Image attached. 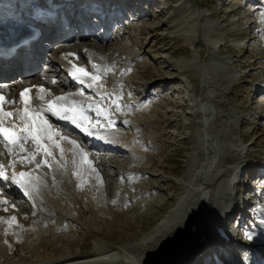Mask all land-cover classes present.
Returning a JSON list of instances; mask_svg holds the SVG:
<instances>
[{
	"label": "rangeland",
	"instance_id": "rangeland-1",
	"mask_svg": "<svg viewBox=\"0 0 264 264\" xmlns=\"http://www.w3.org/2000/svg\"><path fill=\"white\" fill-rule=\"evenodd\" d=\"M0 1L9 4L10 0ZM23 2L18 0V4ZM120 4L132 10H125L122 22H112V18L107 28L90 21L95 17L91 16L84 28L85 33L90 32L77 37V29L72 36L78 41L74 36L59 47L54 42L40 69L44 74L48 65H56L65 72L62 79L52 74L59 80L48 88L52 96L44 95L46 103L79 92L102 112V119L96 121L115 117L114 129L102 132L106 137L110 133L125 135L133 143L132 151L123 147L124 152L116 154L103 141L93 147L92 136L80 143L85 152L79 167L84 165L81 162L91 166L99 159L105 162L101 168L104 176H99L102 188L94 191L99 209H86V193L75 184L78 176L68 177V187L71 184L74 189L62 195L56 191L60 181L50 183L47 178L48 192L36 199L39 210L35 215L28 210L17 213V203L27 209L28 203L9 197L7 206L0 207L6 213L1 221L16 215L19 223L8 235L0 232V264L60 262H48L49 255L85 257L84 264L103 262L105 257L111 263L113 258L128 255L126 259L135 263L124 249L155 237L163 250H155L145 264H195L197 258L201 264H210L209 242L219 249L221 259L225 254V261L245 260L251 249L264 255V0H120ZM103 12L97 9L95 14L107 15ZM132 17L136 18L129 20ZM97 35L105 38L104 45ZM113 35H119L117 40ZM90 53L103 67H91L86 58ZM64 55L76 67L96 75L99 88L85 91L67 80L61 64L67 59ZM123 111L127 117L120 115ZM4 119L6 123L14 119L12 124L22 126L16 118ZM57 128L56 132L78 141L75 131ZM66 157H70L68 152ZM78 171L82 176V167ZM50 185L55 191L49 190ZM126 204L131 208H125ZM193 216L201 223L198 243H190L192 234L185 228ZM30 218L39 219L34 221L39 232H26L24 226L30 227ZM172 226L179 231L174 240H168L165 235ZM219 228H225L227 238L222 231L220 238ZM194 230L196 234L197 227ZM47 240L52 246L41 247ZM229 247L234 250L227 252Z\"/></svg>",
	"mask_w": 264,
	"mask_h": 264
},
{
	"label": "bare ground",
	"instance_id": "bare-ground-1",
	"mask_svg": "<svg viewBox=\"0 0 264 264\" xmlns=\"http://www.w3.org/2000/svg\"><path fill=\"white\" fill-rule=\"evenodd\" d=\"M11 1V0H10ZM65 1V2H64ZM63 2H61V4L62 5H64V4H69V5H71V7L73 8V10L76 12V8H74L75 7V4L77 3V2H75L74 0H64ZM107 1V3H108V8H109V11H107V15H105L106 17L105 18H103V20H102V23H104V24H106V26H107V28H108V25L110 26V23H111V19L112 18H114V20H116V21H118L119 20V18H121L122 17V15L124 14V12H125V10H126V8H127V5L126 4H124V5H121V6H119V2L118 1H116V0H106ZM13 3L11 4L12 5V7H14V8H17V7H19V5H18V3L17 2H14V1H12ZM52 2V1H51ZM95 2H96V0L94 1V2H88V1H81L80 3H81V10H86L87 12H90V11H92L93 13H96V10L98 9L97 7H96V5H95ZM141 3H142V1H141ZM128 4V3H127ZM6 5H9L8 3H4L3 4V2H1L0 1V11L1 12H4V10L5 9H3V7L4 6H6ZM20 9V8H19ZM100 9V8H99ZM89 15L90 14H88V17H89ZM88 17H85L83 20H79V19H75L77 22L76 23H79V25H81V32H80V34L79 35H77V37H79V36H84L83 34H86V33H89L90 31H86V33H85V31H84V28H86V26H85V23H86V21H87V19H88ZM71 19H73L74 20V17H71ZM99 18H96V21L98 20ZM89 20V19H88ZM66 22H70L69 20H66ZM99 25L101 24V22L99 21V22H97ZM59 27H60V19H58V21L50 28V29H47L46 30V35L47 36H49V37H51L52 39H54V38H58L55 42H58V44L59 43H62V42H64L63 40H67V36H62V35H60V34H58L56 31H58L59 30ZM72 29V32L73 33H71V36L73 35V34H75L74 33V28L75 29H77L76 28V25L74 26H72L71 27ZM95 32V31H94ZM93 31H92V33H94ZM108 32V31H107ZM120 35V34H119ZM119 35H113L111 38L113 39V40H117V38L119 37ZM46 39V38H45ZM96 39L98 40V42L99 43H102L103 45L105 44V38H103L101 35H97L96 36ZM142 39V38H141ZM36 46L38 45V44H35ZM59 47V46H58ZM105 48H106V46H105ZM42 52H38V50L37 49H33V50H31V51H29V54L28 53H24L23 52V54L21 55V57H16V58H14L15 59V61H18V60H20V58H22L24 61H33V57L34 56H41V57H43L42 56ZM63 54H65V53H63ZM90 55V54H89ZM46 56H44L43 58H40V61H47L46 59L47 58H45ZM64 57V59H66L67 58V60H61L62 62H61V64L64 66V68L66 69V74L68 75V77H67V80H70V77H69V73L70 74H72V73H74V66H75V64H73L71 61H70V58L67 56L66 57V55H64L63 56ZM90 57H92V56H90ZM13 59V60H14ZM92 59V58H91ZM106 59H108V58H106ZM94 60H95V58H94ZM5 64H8L7 65V67H5L6 69H4V70H6V71H9L10 70V68H12L11 66H10V64L11 63H6L5 62ZM53 64V63H52ZM6 66V65H5ZM76 67V66H75ZM92 67V66H91ZM100 68V67H99ZM98 68V69H99ZM52 74L53 75H57V77L59 76V77H61V79H62V77H63V75H64V71H62V70H60V67H58V66H56V65H53L52 66ZM120 71V70H119ZM118 72V71H117ZM22 74V73H21ZM51 76V78H49V80H44L43 78L40 80L42 83H47L46 85H47V87H46V85H44V84H42V85H44V89H45V92L47 93V96L48 97H51L52 95V90H50V89H48V88H51V80L54 78V76ZM92 76H94V75H92ZM91 75H89L88 77H82L83 79H84V81H85V84H87V85H89V84H91L92 85V87H86L87 89H89V90H92V89H98L99 88V86H98V84H99V82H100V79L98 78L95 82H93L92 81V79H91V77H92ZM97 77V76H96ZM9 78H8V76L7 77H0V83L2 84V83H5V81L6 80H8ZM65 81V80H64ZM30 81L28 80V78H26L25 79V83H29ZM76 82L78 83L79 82V80H77L76 79ZM11 83H13V81L11 82ZM0 84V85H1ZM2 85H9V84H2ZM1 85V86H2ZM6 87V86H5ZM96 94H98V95H100L101 93H99L97 90H96ZM62 97H65V99H63V100H60V101H58L60 104H57V106L58 107H61V108H68V107H71V106H79V107H76V108H83V110H84V108H87V107H89V106H91L90 107V109L89 110H91L92 111V109H94L93 108V106H92V102L89 100V99H87L86 97H83V95H81L79 92H74L73 94H71L70 96L69 95H63ZM51 101H56V98L54 99V98H52L51 99ZM64 102V104H62ZM8 103H9V105H11V106H14L13 104L14 103H16V104H18V106H16V108H14V107H10V112H13V116H12V118H16V119H18L19 121H21V119H20V116L21 115H23L24 114V109H25V107L26 106H22V105H20L19 104V101L18 100H16L14 103H13V100L12 99H9L8 100ZM46 104V103H45ZM40 105V107L38 106L37 107V110H35V112H33V115L37 112V111H41V110H43V111H41V115H43L44 116V118L45 119H48V121H49V123H53V129L51 128V132H52V139L51 140H49L48 138H47V133H41L40 135H41V144H43V145H45L47 148H48V151H50L51 153H52V155L51 156H47L46 154H45V152H44V150H43V148H39L35 143L32 145V144H29V152H31V155L32 156H35V159L34 160H32L31 158H32V156H29V157H23V156H21V155H18L16 158H19L20 160H22V158H27V159H23V161H26L25 163H27L26 165H24V166H22V167H17V166H15L14 167V171H18V170H23V172H25V173H27V178H28V180L25 182V183H23V189H24V191L23 192H19L16 188H18V186H20V185H17V184H15V185H11L9 188H2L3 186H2V184L0 185V189L1 190H3V193L2 194H4L3 196L2 195H0V207L1 206H4V205H6L7 206V204H8V201L7 200H9L10 198L9 197H12V199H10V200H14V199H17V200H21V201H23V202H26V203H28V206H29V208L27 209L26 208V206H24L23 205V203H20L19 202V204L17 205L16 204V207L14 208V209H16V211H17V213H19V214H23L24 213V211L25 210H28L29 212H33L32 213V215H35L36 213H37V210H39L38 208L39 207H37V202H36V199H38L39 200V198H42V197H40V196H43V194L45 195V193H47L48 192V186L49 185H47V183H48V179H51L50 180V183H54V182H59L60 181V183H59V185L57 186V194H60L61 193V195L62 194H65L66 193V191L67 190H72V189H74L73 188V186L72 187H70L71 186V184H70V186L68 187V177H70V176H72V177H74V179H76V177L78 176V177H80V179L78 178V179H76L75 181V184H76V186L78 187V189H80V190H83L84 189V193H86L85 194V198H83V199H86V200H83V202L85 201V205H86V209H88L89 211H93L94 209H99V207H100V205L99 204H97L96 202H95V195H94V191H98V192H100L99 190H101V188H102V186H101V183H102V181L103 180H101V179H99V178H101L102 177V175L104 176V174H103V172L101 171V168H103V166L105 165V162L104 161H102V160H98L97 161V164H94V165H90L89 163H84V162H81L82 164H84V165H81L80 167H82V171H83V175L82 176H80L79 174V171H78V169L80 170V167H79V164H78V162H80V160H81V158H82V156H83V154H84V152L85 151H81L80 149V143L81 142H84V140L86 139V136L88 137L89 135H90V137L91 136H93L94 138H96V139H103L102 141L105 143V147L106 146H108L112 151H114L116 154L118 153H122V151L123 150H120L121 148H123V147H125V148H129V150H131V147H130V145H133V143H132V141L131 140H127V138L125 139L123 136H125V135H123L122 136V134L121 133H110L107 137H106V134H104L103 132H102V130L104 131V130H113L114 128H113V126H115L116 125V123L114 122V119H115V117H113L112 119H111V116H108V117H106L107 116V114H105L104 113V117H106V118H104L105 119V122H104V124H102V121H104V119L101 121V123L100 122H98V121H96V119L97 118H99V119H102V113L99 111V110H97V112H95L96 110H94V113H97L96 114V118L94 119V117H93V119L95 120H93V121H87V119H86V115H83V113H82V111L80 112V110H76L75 111V113H74V115L76 116V120H77V125H76V133L77 134H79V137H75V138H78V141H76L77 143H79L78 145H76L75 146V144H73L72 143V139H69V138H67L66 136H64L63 135V133L62 132H60V131H58V132H56V127H59V128H57V129H61V130H74L73 129V125L75 124V123H73L71 120H66V122L65 123H63L62 122V120H60V119H58L57 117H55V116H53L51 113H49V112H47V107H44V106H47V105ZM63 106V107H62ZM32 106H27V108H28V110L30 111V108H31ZM101 108V107H100ZM18 109V110H17ZM102 109V108H101ZM83 112H85V111H83ZM109 112V111H108ZM111 112V111H110ZM109 112V113H110ZM88 114L89 115H93V114H91L90 112H88ZM68 115H73V113H71V112H69L68 113ZM122 117H127L126 116V112H121V114H120ZM131 115V114H130ZM134 116V115H133ZM89 119H91V118H88V120ZM98 119V120H99ZM92 120V119H91ZM131 120H133V117H131ZM165 120H167V119H165ZM23 127L27 124L29 127H31V121L30 120H27V119H25V120H23V121H21V123H20ZM2 125L4 126V127H8V128H11V129H13L14 131H16L17 129L16 128H13V126L11 125V124H5V123H2ZM14 126L15 127H18V128H20V126L19 125H17L16 126V124H14ZM73 132V131H72ZM90 133V134H89ZM102 135H101V134ZM74 134V133H73ZM21 143L20 144H23L24 142H27V140H29V139H31V137L30 136H25V134L24 133H22L21 134ZM26 137H28V139L26 140ZM129 137V136H128ZM92 139V138H91ZM33 142V141H32ZM65 143H67L68 144V146L66 147L65 146ZM91 143V142H90ZM83 144V143H82ZM81 144V145H82ZM57 145H59V147H57ZM115 145H117V148H116V146ZM20 146V145H19ZM19 146H17V147H19ZM69 146H71V148H69ZM115 146V147H114ZM7 149H8V151H9V147H8V145H7ZM17 149V148H16ZM61 149L63 150V151H61ZM129 150H127V152L129 151ZM14 151V150H13ZM132 151V150H131ZM69 153L70 154V157L67 159V157H66V153ZM124 152V151H123ZM134 153V152H133ZM133 153H131V154H133ZM130 154V153H129ZM231 157V156H230ZM228 159H230V158H228ZM31 160V162H29ZM65 160H68L69 161V163L67 164V165H65ZM82 161V160H81ZM37 165H39V167H37ZM93 167V168H92ZM5 168L6 169H8V170H10L11 169V167L10 166H8V165H5ZM96 173V174H95ZM102 173V174H101ZM100 174H101V177H99L100 176ZM54 175H56L57 177H54ZM30 176L32 177V182L29 180V178H30ZM84 176V177H83ZM72 177H70V179L72 178ZM48 178V179H47ZM83 178V179H82ZM100 181H101V183H100ZM62 182H65V183H62ZM69 182H71V181H69ZM100 184V185H99ZM61 185V186H60ZM73 185V184H72ZM51 186V185H50ZM64 186V188H62ZM75 186V185H74ZM52 188H50L49 190L51 191V189H53L54 190V186H51ZM208 188H211V184L209 183V187ZM76 189V188H75ZM86 189H87V191H86ZM77 190V189H76ZM75 190V191H76ZM55 191V190H54ZM77 191H79V190H77ZM86 191V192H85ZM123 191V190H122ZM1 192V191H0ZM52 192V191H51ZM80 192V191H79ZM56 193V192H55ZM49 194V193H48ZM56 194V195H57ZM98 195H99V193H97ZM6 195L8 196V199L7 198H4V196L6 197ZM53 195H55V194H53ZM55 195V196H56ZM101 195H103V194H101ZM211 195V194H210ZM47 196V195H46ZM44 198V197H43ZM46 199V198H45ZM212 197L211 196H209V198L207 199L208 200V202L210 201H212ZM4 200H6L7 201V203H3L2 201H4ZM205 200H206V198H205ZM41 201V200H40ZM42 201H45L46 202V200H42ZM59 203H60V205H63L64 204V202H60V201H58ZM43 203V202H42ZM44 204V203H43ZM129 204V203H128ZM128 204H126L124 207L125 208H127V206H129ZM12 206H15V205H12ZM204 207L206 206V204H204L203 205ZM44 206H42V208H43ZM130 207V206H129ZM131 208V207H130ZM3 210H5L4 208H2ZM34 209V210H33ZM37 209V210H36ZM1 210V209H0ZM36 210V211H35ZM41 210V209H40ZM126 210V209H125ZM119 211V213L122 215V212L120 211V209L118 210ZM40 212V211H39ZM124 215H125V213H123ZM5 215H6V213H4L3 211H1L0 212V232H3V233H5L6 235H8L9 233H11V230L14 228V225L16 226V224H18L17 223V221H12L11 219L9 220L8 218V220L6 221V222H4V221H1V219H2V217H5ZM10 214H7V217L9 216ZM58 216H60L61 217V214H57ZM166 215V214H165ZM16 215H14V217H15ZM22 216V215H21ZM11 217V216H10ZM13 217V216H12ZM11 217V218H12ZM24 218H27V217H25L24 216ZM193 218L194 219H192V222H188L187 223V227H185L186 228V230L189 232V235L190 234H192V237H191V239H190V243L191 242H196V243H198L201 239L199 238V232H200V229H201V223H197V220H195L196 218L193 216ZM18 219V218H17ZM168 219H169V217H168ZM22 220H23V218H22ZM37 220H39V219H35V220H31V218H30V220H29V225H30V227L28 226H24V228L26 229V232H39V228H38V225H36L35 224V222H37ZM19 221H21V219L19 220ZM25 221H28V218L27 219H25ZM35 221V222H34ZM160 221V220H159ZM163 221V220H162ZM165 221V220H164ZM200 221V220H199ZM167 221H165V223H166ZM24 223V222H23ZM158 223V222H157ZM156 223V224H157ZM160 223V222H159ZM21 224V223H20ZM38 224L40 225V224H42V222L40 223L39 221H38ZM200 224V225H199ZM132 225V224H131ZM168 225H169V222H168ZM18 226V225H17ZM20 226V225H19ZM156 226V225H155ZM162 226V225H161ZM21 227V226H20ZM19 227V228H20ZM130 227V226H129ZM158 227H160V226H158ZM197 227V231L198 232H196V234H194V232H193V230H194V228H196ZM23 228V227H22ZM133 228V227H132ZM156 228L157 227H154L153 229H152V231L154 232V231H156ZM163 228H166V227H163ZM175 227H171V230L172 231H170V232H168V233H166V235H165V237H167L168 238V240H174L175 239V237L177 236V234H178V231H179V229H174ZM20 231H21V229H19ZM24 230V229H23ZM23 230H22V232H23ZM158 230H160L159 228H158ZM164 230V229H163ZM226 230H227V228H226ZM15 232L14 233H16V231L17 230H14ZM25 231V230H24ZM195 231V230H194ZM220 231H222V233H226V231H225V228H221V229H219V232ZM12 232H13V230H12ZM18 232V231H17ZM153 232L151 233V234H153ZM221 234V233H220ZM11 235V234H10ZM10 235H9V237H10ZM20 236V235H19ZM156 238V237H155ZM154 238V240L153 241H151V240H148L147 239V241L146 242H144L143 244L141 243L140 244V246L138 245H136V247H134V248H131V247H127V249H124V250H126V252L127 253H130L129 254V256L131 257L132 256V258L136 261L135 263L134 262H132V261H129V260H127L126 258H128V255L126 256H124V257H121V258H119V259H117V258H113L114 260L110 263V262H108V259H107V257H105L104 259H101V260H103V262H96L97 264H136V263H138V262H140V263H142V264H145L146 262H148L149 261V259L155 254V250L156 251H161V250H163V245L161 244V240H159V239H155ZM63 241V240H62ZM228 243H231V241H229ZM67 244V243H66ZM22 245H24V244H22ZM188 245V244H187ZM41 247H43V248H46V249H48V248H50L51 246H52V244H49V241L47 240L46 241V243L45 244H41L40 245ZM193 246L194 247H196V246H198V245H196V244H193ZM225 246V245H224ZM224 246H223V250H224ZM206 247V246H205ZM226 247V246H225ZM199 248H201V247H199ZM221 248V247H220ZM9 249V252H10V254H14V250L12 249V248H8ZM204 249V248H203ZM206 250L207 249H205V252H206ZM204 252V251H203ZM252 252V251H251ZM124 254V253H123ZM211 254V253H210ZM48 256V255H47ZM76 256V255H75ZM157 256V255H156ZM113 256H111L110 258H112ZM120 257V256H119ZM169 257H172V255L171 256H169ZM253 257H257V255L256 254H254L253 255ZM1 258V257H0ZM43 257H39V259H42ZM47 258H49L48 259V262H50V261H55V262H57V261H60V262H58V263H54V264H84L87 260H85V259H87V258H83V257H79V258H74V259H72V258H68V257H66V256H60V257H53L52 255H49ZM101 258V257H100ZM103 258V257H102ZM61 259H63V261L61 260ZM91 259V258H90ZM97 259V258H96ZM95 260V259H94ZM99 260V259H98ZM47 261V260H46ZM195 264H201L200 262H199V260H198V258L197 259H195ZM95 263V262H94ZM95 263V264H96ZM222 263V262H221ZM224 263V262H223Z\"/></svg>",
	"mask_w": 264,
	"mask_h": 264
},
{
	"label": "snow or ice",
	"instance_id": "snow-or-ice-1",
	"mask_svg": "<svg viewBox=\"0 0 264 264\" xmlns=\"http://www.w3.org/2000/svg\"><path fill=\"white\" fill-rule=\"evenodd\" d=\"M72 75H73L74 79H77V80H79V82L81 84H84L85 81L82 77H88L89 73L84 68L74 66V73H72ZM91 79L93 82H95L98 79V77L92 76ZM88 87H92V85L89 84ZM29 91H30L29 89H24V91H22L20 93V97H21L22 101L24 102V104L26 105V107L24 109V114L20 116V119H21V121H23L25 119L30 120L31 121V127H29L26 124L23 128L20 129V132L26 133L28 136H30L31 139L33 140V142L39 148H43V150L47 156H51L52 153L50 151H48V148L45 145L41 144V135L40 134L41 133H47V138L49 140H51L52 135H53L51 132L52 125L49 123L48 119H45L44 116L41 115V111H43V110L36 112L34 115L28 112L27 105L30 103L29 98H28ZM40 91L44 92V89L41 88ZM39 99L43 100L44 97L40 96ZM63 99H65V97H56V101H49L48 106H47V112L51 113L53 116L57 117L60 120H71L73 123H77L76 116L74 115L76 109L74 107L61 108V107L57 106V102L60 100H63ZM4 102H5L4 96L0 95V108H2ZM69 112L73 113V115H68ZM2 114L4 117H9V118L13 116V112H10V111L9 112H3ZM0 136L3 137L4 141H6L8 145H15L17 143V141L22 138L13 129L8 128V127H4L2 125V123H0ZM72 143L75 144L76 142L72 141ZM57 147H59V145H57ZM20 149H21V151L24 150L23 144H20ZM11 150L12 149L9 148V151H11ZM61 151H63V150L61 149ZM23 159H27V158H22L21 163H23ZM31 159L34 160L35 156H32ZM29 162H31V160ZM37 167H39V165H37ZM26 175H27V173L22 171L19 173V178H17V175L14 172L12 174L11 180L13 183L23 187L22 181L24 180V177ZM0 178L9 179L7 174L4 172L2 166H0ZM2 202L7 203L6 200H4ZM5 211H7V209H5ZM11 220L15 221L16 217H12Z\"/></svg>",
	"mask_w": 264,
	"mask_h": 264
}]
</instances>
